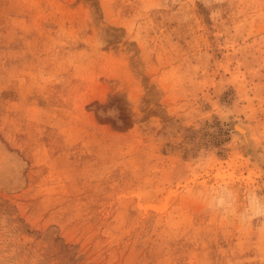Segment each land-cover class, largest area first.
<instances>
[{"label": "rangeland", "instance_id": "1", "mask_svg": "<svg viewBox=\"0 0 264 264\" xmlns=\"http://www.w3.org/2000/svg\"><path fill=\"white\" fill-rule=\"evenodd\" d=\"M249 193L264 0H0V264H264Z\"/></svg>", "mask_w": 264, "mask_h": 264}, {"label": "clouds", "instance_id": "2", "mask_svg": "<svg viewBox=\"0 0 264 264\" xmlns=\"http://www.w3.org/2000/svg\"><path fill=\"white\" fill-rule=\"evenodd\" d=\"M109 115H113L109 113ZM247 207L241 213L243 219L250 217L264 216V197L258 193H249L247 196ZM234 201V194L230 192L221 193L209 201V207L227 211Z\"/></svg>", "mask_w": 264, "mask_h": 264}, {"label": "bare ground", "instance_id": "3", "mask_svg": "<svg viewBox=\"0 0 264 264\" xmlns=\"http://www.w3.org/2000/svg\"><path fill=\"white\" fill-rule=\"evenodd\" d=\"M237 126H239V125H236L235 126V129H236V131L238 132V133H240L241 135H242V138L244 139V141H246V142H248V140L246 139V132L247 131H245V129L244 128H236ZM241 127V126H240ZM250 141V140H249ZM246 142H245V144H246ZM247 144H250V143H247ZM249 148V147H248ZM248 148L246 149L247 151H248ZM250 149V155L252 154V150H251V148H249ZM254 154V153H253ZM249 155V156H250ZM253 156V155H252Z\"/></svg>", "mask_w": 264, "mask_h": 264}]
</instances>
